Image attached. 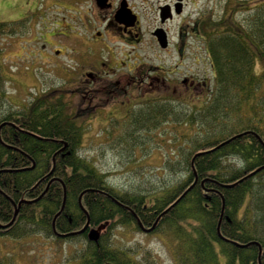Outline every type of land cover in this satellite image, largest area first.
I'll use <instances>...</instances> for the list:
<instances>
[{
    "label": "trees",
    "instance_id": "obj_1",
    "mask_svg": "<svg viewBox=\"0 0 264 264\" xmlns=\"http://www.w3.org/2000/svg\"><path fill=\"white\" fill-rule=\"evenodd\" d=\"M219 4V15L214 18L204 12L198 28L216 73L208 98L184 110L157 103L152 115L138 116L133 124L118 128V144H129L137 154L153 139L149 129L177 126L175 131L182 133L174 141L179 155L168 163L177 180L118 189L108 182L109 172L80 154L84 128L72 120L63 103L34 97L24 111L32 120L24 125L2 124L21 114L22 107L0 110V219L10 221L18 209L14 222L0 229V236L40 234L57 243L75 241L67 257L71 264H158L150 250L127 242L119 235L125 231L119 230H141L135 215L145 226L153 225L197 177L152 232L174 236L178 264H259L257 244L236 242L258 241L264 251V145L258 137L264 140V0L214 2ZM8 28V23L0 22V34L11 31ZM5 82L0 63V97L7 105ZM23 130L40 139L22 135ZM65 192L63 210L55 218ZM81 194L87 212L80 206ZM223 201L220 230L228 240L217 232ZM88 216L83 233L63 237L53 231L54 220L59 231L70 233L81 229ZM102 225L98 241H91L88 230ZM260 261L264 264V254ZM0 264H4L1 257Z\"/></svg>",
    "mask_w": 264,
    "mask_h": 264
},
{
    "label": "flooded vegetation",
    "instance_id": "obj_2",
    "mask_svg": "<svg viewBox=\"0 0 264 264\" xmlns=\"http://www.w3.org/2000/svg\"><path fill=\"white\" fill-rule=\"evenodd\" d=\"M86 1L91 6L84 8L83 32L68 26L60 34L66 45L55 48L58 44L48 38L43 43V49L52 56L67 57L63 63L53 60L64 74L60 76L63 81L46 99L60 100L85 131L87 125L98 122L102 128L95 135L107 141L116 136L118 127L133 124L138 116L152 115L154 104L169 103L184 110L186 105L208 98L216 73L199 36L202 11L186 16V8L195 6L198 0ZM34 19L33 26L39 17ZM26 20L21 19L19 24L25 25ZM193 41L200 46L189 55ZM194 57L197 61L191 62L195 64L191 69L186 59ZM38 92L34 97L42 98L41 89ZM25 105L20 106L21 114L5 121L23 125L30 122ZM21 134L40 139L25 130Z\"/></svg>",
    "mask_w": 264,
    "mask_h": 264
},
{
    "label": "rangeland",
    "instance_id": "obj_3",
    "mask_svg": "<svg viewBox=\"0 0 264 264\" xmlns=\"http://www.w3.org/2000/svg\"><path fill=\"white\" fill-rule=\"evenodd\" d=\"M85 1L75 3L74 0H0V22L8 23L11 29L0 34V63L6 77L5 97L10 102L6 105L4 98L0 97L2 112L28 104L32 97L39 93V89L44 94L42 99L54 95L53 91L58 89L57 86L63 81L60 76L64 75L58 67L56 68L54 61L63 63L67 61V57L52 56L46 52L43 49L44 38H48L54 45L58 44L55 48H60V44L66 45L64 37L60 34L65 33L68 26L83 32L84 8L91 6ZM214 2L216 0H198L195 6L186 8V16L190 18L199 11H202V14H208L209 11L215 18L219 15L222 4L215 6ZM70 8L81 10L82 13ZM37 16L39 22L33 26L34 17ZM25 17L29 21H24L25 25L23 22L19 24ZM36 36L37 39H34ZM195 46L200 45L194 41L190 42L189 55L194 54ZM49 47L46 44L47 50ZM186 61H189V67L194 69L195 64L191 62L197 61V58H187ZM200 104L201 102L196 101L193 105ZM175 127L171 124L168 128L161 126L155 131L153 128L149 129L153 139H149L145 147L138 148L136 154L132 153L129 144H118L119 129L113 138L103 141L102 137L99 140L100 136L96 137L95 134L101 130L102 125L93 122L87 125L86 131L84 130L80 154L100 170L109 172L108 182L118 189H128L138 183L147 187L170 184L177 180V176L171 171L168 163H174L178 158L179 150L174 141L182 135L181 132L179 134V131H175ZM183 129L184 127L180 131ZM141 133L145 134V131ZM121 228L120 233L123 230L126 233L119 234L120 237L123 236L129 243L143 245L146 250L152 252L158 264H178L174 252L176 247L173 249L176 241L169 232L150 233L141 228ZM74 245L75 241L57 243L52 237L46 238L40 234L24 235L20 238L3 235L0 236V257L4 264H71L67 257L72 253Z\"/></svg>",
    "mask_w": 264,
    "mask_h": 264
},
{
    "label": "water",
    "instance_id": "obj_4",
    "mask_svg": "<svg viewBox=\"0 0 264 264\" xmlns=\"http://www.w3.org/2000/svg\"><path fill=\"white\" fill-rule=\"evenodd\" d=\"M258 137H259L261 143L264 145V140H263L260 136H258ZM233 138H235V136H234V137H231V138H229V139H227V140H225V141H223L222 143H220L219 145H217V146L214 147L213 149H210L209 152L212 151V150H214L215 148H218V147H220V146H222V145L228 143V142H229L231 139H233ZM198 154H199V153H197L195 156H197ZM195 156L193 157V160H192V167H193V169H194V159H195ZM263 166H264V165H263ZM263 166L258 167L257 169H255L254 171H252L251 173H249L245 178H247V177H249V176H251V175L257 173L260 169L263 168ZM194 171H195V169H194ZM242 180H243V179H241L240 181H242ZM240 181H238V182H240ZM196 182H197V177L195 178V181L193 182V184H192L190 187H188V189H187L186 191H184V192H183V193H182V194L176 199V201H175L171 206H169L166 210H164V211L159 215V217L157 218V220L154 222V224H153L152 226H150V227H145L144 224H143V222L139 219V217H138L137 215H135V217L137 218V222H138L139 227H140L142 230L146 231V232H150V231H152V230L156 227V225H157V223H158V220H159V218L161 217V215H163L164 213L168 212L173 206H175L178 202H180V200H181V199L187 194V192H188V191H189V190L195 185ZM233 185H234V184H231L230 186H233ZM81 197H82V194H81L80 197H79L80 206H81V208H82L84 211H86V210L84 209V206H83L82 203H81ZM65 199H66V192H65V194H64L63 206H62L61 210L56 214L55 218H56L57 215H59L60 212L63 210L64 203H65ZM224 207H225V201H223V207H222L221 217H220V219H219L218 226H217V232H218L219 236H221V237H223V238H226L225 236H223V234L221 233V230H220V224H221V221H222V218H223V214H224ZM86 212H87V211H86ZM17 213H18V210L16 209V210H15V213H14V218H13V220L15 219ZM89 222H90V218H89V216H88V217H87V222H86V224H85L80 230H77V231H74V232H70V233H61V232H59V231L56 229V226H55V220H54V221H53V229H54L55 233H56L57 235H59V236H68V235H73V234H79V233H82V232L86 231V229L88 228ZM11 223H12V221H11L10 223L6 224V225H1V224H0V226H8V225H10ZM104 226H105V225H102V226H99L98 228H93V229H91V230L89 231V233H88V237H89V239L92 240V241H95V242L98 241V239H99V237H100V230H101V228H103ZM226 239L228 240V238H226ZM236 244H238V245H240V246H247V245H250V244H257V245L259 246V255L261 256V254H264V251H263V249H262V246L260 245V243H259L258 241H252V242L247 243V244H242V243L236 242ZM260 256H259V264H261ZM105 264H115V263L108 261V262H106Z\"/></svg>",
    "mask_w": 264,
    "mask_h": 264
}]
</instances>
